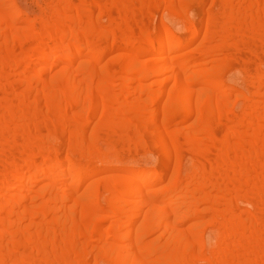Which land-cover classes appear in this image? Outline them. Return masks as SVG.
<instances>
[{
	"label": "bare ground",
	"instance_id": "obj_1",
	"mask_svg": "<svg viewBox=\"0 0 264 264\" xmlns=\"http://www.w3.org/2000/svg\"><path fill=\"white\" fill-rule=\"evenodd\" d=\"M25 1L0 0V264H264V0Z\"/></svg>",
	"mask_w": 264,
	"mask_h": 264
},
{
	"label": "rangeland",
	"instance_id": "obj_2",
	"mask_svg": "<svg viewBox=\"0 0 264 264\" xmlns=\"http://www.w3.org/2000/svg\"><path fill=\"white\" fill-rule=\"evenodd\" d=\"M27 1V0H26ZM26 1H25V4H26ZM30 0H28V2H27V4H30L31 3V1L29 2ZM30 8H29V12H31V14H33V13H35V12H37L38 10H37V8L34 6V5H31V6H29ZM37 10V11H36ZM197 12L198 11H195V13L193 14V16L194 15H197ZM198 16V15H197ZM197 16H195V18L197 17ZM197 19V18H196ZM177 28V31H178V35H179V37L182 39V40H185L186 38H187V35H186V33L183 31V30H181L180 29V27H176ZM160 163V162H159ZM160 167V166H159ZM161 168V167H160Z\"/></svg>",
	"mask_w": 264,
	"mask_h": 264
}]
</instances>
